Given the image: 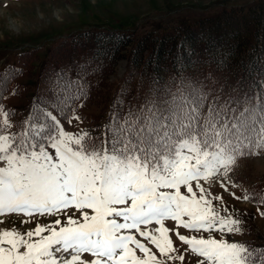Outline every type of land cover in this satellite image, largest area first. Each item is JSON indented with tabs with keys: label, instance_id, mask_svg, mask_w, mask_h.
<instances>
[{
	"label": "snow or ice",
	"instance_id": "obj_1",
	"mask_svg": "<svg viewBox=\"0 0 264 264\" xmlns=\"http://www.w3.org/2000/svg\"><path fill=\"white\" fill-rule=\"evenodd\" d=\"M18 71L7 69L0 78V99ZM87 75L56 71L49 105L54 111L34 106L16 125L19 132L9 131L14 110L0 105V224L12 214L28 218L22 224L56 217L23 233L0 228V264L183 262L166 220L196 233H241L237 210L226 203L218 207L214 201L223 196H213L211 184L219 183L234 200L264 205V194L256 199L244 189L237 196L232 189L239 185L229 179L238 159L264 151V79L252 82L254 97L244 93L223 102L219 96L209 101L191 78L173 80L175 88L150 90L138 108L128 104L123 116L121 91L101 137L92 135L99 129L68 132L61 123L83 122L76 102L88 98ZM257 213L264 217V209ZM153 223L158 227L149 228ZM175 235L185 252L200 258L197 264H256L264 256V248L224 238Z\"/></svg>",
	"mask_w": 264,
	"mask_h": 264
},
{
	"label": "trees",
	"instance_id": "obj_2",
	"mask_svg": "<svg viewBox=\"0 0 264 264\" xmlns=\"http://www.w3.org/2000/svg\"><path fill=\"white\" fill-rule=\"evenodd\" d=\"M122 57L126 59L125 71L111 83L108 77ZM7 69L19 71L8 80L3 95L22 71L20 66L8 65L1 69L0 78ZM56 71L88 73V98L83 102L102 103L104 123L121 91L125 107L119 110L123 116L128 104L138 108L150 90L175 88L172 81L181 78H191L209 94V101L217 96L221 102L229 96L238 99L244 93L254 97L252 82L264 79V75H257L264 71V0L222 7L218 12L195 18L158 21L139 35L124 28L94 25L57 39L48 48L34 98L26 105L25 114L33 110V105L51 109L54 93L50 87ZM102 133L103 130L92 131L93 136L102 137ZM247 189L259 199L264 194V180L255 181ZM256 248L264 245L252 249ZM262 258L257 256L256 264Z\"/></svg>",
	"mask_w": 264,
	"mask_h": 264
},
{
	"label": "rangeland",
	"instance_id": "obj_3",
	"mask_svg": "<svg viewBox=\"0 0 264 264\" xmlns=\"http://www.w3.org/2000/svg\"><path fill=\"white\" fill-rule=\"evenodd\" d=\"M250 1L0 0V70L9 64L22 67V73L13 79L10 89L1 103L5 110H14V115L9 117L10 123L14 127L9 131H20L16 125H19L29 115L23 114V109L31 100L37 87L41 67L47 59L48 47L66 34L99 23L98 25L112 29L126 28L137 35L143 30L153 27L154 23L158 21H173L182 16L195 18L218 12L222 7ZM114 69V73L108 77V81L111 83L117 81L125 71L124 58L117 61ZM14 89L15 94H13ZM81 103H83V107H79ZM102 106V103L98 105L90 101L77 103L76 114L84 118L83 122L73 120L70 125L67 120H61L65 131L77 132L81 129H99L101 132L105 118ZM229 179L239 185V187L232 189L237 196L243 194V190L247 189V185L254 184L255 181H263L264 151L260 152L258 156L250 155L238 159ZM202 184L205 188L209 187L207 182L202 181ZM182 191L184 190L182 189ZM211 193L213 196H223V201H214L218 207L220 204L226 203L229 208L237 210V218L243 221L241 224L243 231L223 235L216 231L196 233L183 228L177 229L173 221L166 220L164 225L172 230L168 233V236L177 248L176 254L185 255L183 262L176 260L174 262L168 261L167 264H197L200 259L190 252H185L187 246L178 241L175 231H179L181 235L185 236L203 235L207 237L211 235L217 240L224 238L229 242L245 244L251 249L253 246L264 245V217L257 213V208H263L264 205H258L252 201L234 200L228 192L221 189L219 183L211 184ZM55 218L36 217L32 219V222L22 224L21 221L28 218L12 214L3 217L5 223L0 224V228L15 227L23 233L34 228L36 223L47 224ZM184 219H187V217H184ZM148 227L154 229L158 225L153 223ZM156 235L159 236V233H156ZM137 238L143 240L138 235ZM148 247L162 262L164 261L165 258L160 256L159 251L153 245L149 244Z\"/></svg>",
	"mask_w": 264,
	"mask_h": 264
}]
</instances>
